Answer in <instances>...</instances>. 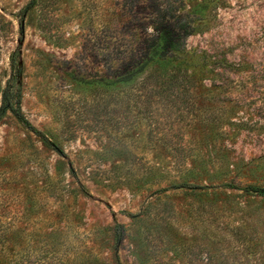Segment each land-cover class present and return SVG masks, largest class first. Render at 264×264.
I'll list each match as a JSON object with an SVG mask.
<instances>
[{"label": "rangeland", "instance_id": "374dc122", "mask_svg": "<svg viewBox=\"0 0 264 264\" xmlns=\"http://www.w3.org/2000/svg\"><path fill=\"white\" fill-rule=\"evenodd\" d=\"M161 13L181 78L108 88ZM13 57L0 264H264V0H0V105Z\"/></svg>", "mask_w": 264, "mask_h": 264}, {"label": "trees", "instance_id": "16d2710c", "mask_svg": "<svg viewBox=\"0 0 264 264\" xmlns=\"http://www.w3.org/2000/svg\"><path fill=\"white\" fill-rule=\"evenodd\" d=\"M32 3L33 1L26 8L31 6ZM181 20V15L173 17L165 13L142 16L140 23H149L150 26H147V29L141 32L139 52L132 56L130 61L116 64L114 67L112 66L113 76L112 78H108L107 87L113 88L119 82H130L149 71L150 68H155V75L158 74L159 76L161 72H165L170 74L172 79L179 80L182 70L177 66V63L184 52V47H182L184 37L189 34L185 29L175 26ZM21 75L22 68L17 63L16 58L13 57L10 77L1 91L0 121L10 112L37 136L45 141H49L46 134L35 127L22 110L23 89L20 81ZM175 187L191 188L192 185L180 183L175 185ZM243 189L248 193L264 197V186L247 185ZM115 232L118 239H120L123 234V226L117 224Z\"/></svg>", "mask_w": 264, "mask_h": 264}]
</instances>
